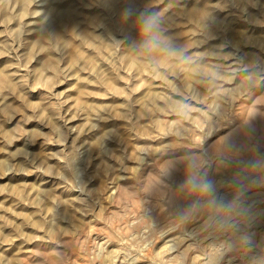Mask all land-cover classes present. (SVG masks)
<instances>
[{"label":"rangeland","instance_id":"rangeland-1","mask_svg":"<svg viewBox=\"0 0 264 264\" xmlns=\"http://www.w3.org/2000/svg\"><path fill=\"white\" fill-rule=\"evenodd\" d=\"M0 264H264V0H0Z\"/></svg>","mask_w":264,"mask_h":264},{"label":"clouds","instance_id":"clouds-1","mask_svg":"<svg viewBox=\"0 0 264 264\" xmlns=\"http://www.w3.org/2000/svg\"><path fill=\"white\" fill-rule=\"evenodd\" d=\"M157 25V22L155 20L154 17H149L146 18L143 22V25L141 27V29L139 30V34H146L151 32ZM194 187H197V185H194ZM198 187H201L203 190L208 191L210 190V184H202V185H198Z\"/></svg>","mask_w":264,"mask_h":264},{"label":"bare ground","instance_id":"bare-ground-1","mask_svg":"<svg viewBox=\"0 0 264 264\" xmlns=\"http://www.w3.org/2000/svg\"><path fill=\"white\" fill-rule=\"evenodd\" d=\"M203 9V8H202ZM202 9H201V11H202ZM67 12V11H66ZM158 52V51H157Z\"/></svg>","mask_w":264,"mask_h":264}]
</instances>
